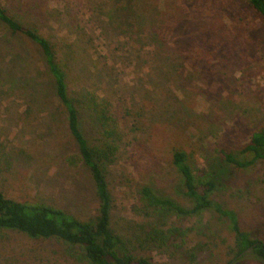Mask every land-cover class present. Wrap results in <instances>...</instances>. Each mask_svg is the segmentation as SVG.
Returning <instances> with one entry per match:
<instances>
[{
  "label": "rangeland",
  "instance_id": "374dc122",
  "mask_svg": "<svg viewBox=\"0 0 264 264\" xmlns=\"http://www.w3.org/2000/svg\"><path fill=\"white\" fill-rule=\"evenodd\" d=\"M50 41L72 69L70 93L85 89L111 103L120 138L105 169L111 228L153 264H264L236 258L230 220L213 211L156 215L144 186L184 209L183 180L171 150L216 181L213 200L264 243V160L223 164L264 133V22L239 0H1ZM43 57L0 26V191L81 220L98 199L58 110ZM249 159V156H246ZM55 240L0 234V264H87ZM82 259V258H81Z\"/></svg>",
  "mask_w": 264,
  "mask_h": 264
},
{
  "label": "trees",
  "instance_id": "16d2710c",
  "mask_svg": "<svg viewBox=\"0 0 264 264\" xmlns=\"http://www.w3.org/2000/svg\"><path fill=\"white\" fill-rule=\"evenodd\" d=\"M239 1L264 22V0ZM0 26L11 36L27 40L41 53L55 90L58 110L66 116L68 132L78 148L80 162L91 176L99 202L95 217L85 221L53 206L10 200L0 191V234L14 232L33 240H55L66 247L70 257L87 264H153L149 258L133 254L111 228L105 169L114 161L120 138L113 106L85 89L70 93L69 82L74 79L70 65L64 59L59 60L54 45L16 19L1 0ZM221 153L224 165L247 169L256 161L264 160V133H254L250 143L237 152L223 148ZM171 159L192 207L184 209L174 199L157 195L149 186L141 190L142 203L156 215L171 212L185 218L213 211L227 217L234 234L236 258L249 250L247 254L264 261V243L242 231L236 213L213 200L215 179L207 172L196 173L188 153L181 148L171 150Z\"/></svg>",
  "mask_w": 264,
  "mask_h": 264
},
{
  "label": "water",
  "instance_id": "95a60500",
  "mask_svg": "<svg viewBox=\"0 0 264 264\" xmlns=\"http://www.w3.org/2000/svg\"><path fill=\"white\" fill-rule=\"evenodd\" d=\"M248 251H249V250H247L245 253H247ZM245 253H244V254H245Z\"/></svg>",
  "mask_w": 264,
  "mask_h": 264
}]
</instances>
